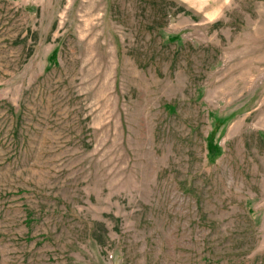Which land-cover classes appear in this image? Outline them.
Returning <instances> with one entry per match:
<instances>
[{
    "label": "rangeland",
    "instance_id": "obj_1",
    "mask_svg": "<svg viewBox=\"0 0 264 264\" xmlns=\"http://www.w3.org/2000/svg\"><path fill=\"white\" fill-rule=\"evenodd\" d=\"M0 264H264V0H0Z\"/></svg>",
    "mask_w": 264,
    "mask_h": 264
}]
</instances>
